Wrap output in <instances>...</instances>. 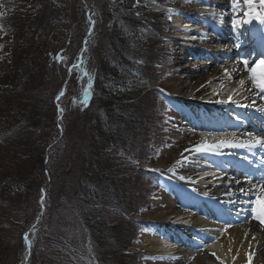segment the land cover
I'll list each match as a JSON object with an SVG mask.
<instances>
[{"label":"rangeland","instance_id":"rangeland-1","mask_svg":"<svg viewBox=\"0 0 264 264\" xmlns=\"http://www.w3.org/2000/svg\"><path fill=\"white\" fill-rule=\"evenodd\" d=\"M46 1V7H35L32 21L29 19L32 14L27 11L35 6L36 0H0V90L7 89L23 69L30 68L32 76L40 75L42 90L35 96L40 136L24 163L26 171L29 174L33 171L38 161L37 152L44 151L46 161L43 172L32 173L27 185L7 189L4 209L8 214L0 218V264H194L201 254L210 252L212 257H219L216 240L206 242V248L199 249L195 256L174 240L181 239L183 232L188 233L194 214L190 209L193 203L189 189L193 185L188 192L181 191L174 181L188 175L199 182L196 186L199 188L203 183L197 174H207L204 168L194 166L192 155L183 164L177 162L183 159L180 153L192 138L200 136L202 142L207 136L197 129L205 124L196 104L201 105L197 100H209L217 95V87L209 84L213 78L208 73L216 69L224 72L228 64L241 63V55L228 48L236 33L231 19L214 18L225 23L223 33L228 41L211 46L200 42L195 31L182 30L193 28V24L197 28L199 22L203 23L197 16L201 10L190 9L193 5L204 8L199 0H188V3L187 0H135L128 11H123L122 3L129 5L132 0L127 3L126 0ZM149 1L157 4L158 9L150 8ZM258 6L264 12V4L260 2ZM211 7L206 6V9ZM143 11L156 18L155 26L149 24ZM132 12L144 25L145 41L150 43L151 50L155 48L151 56L146 52L141 59L147 75L142 83H148L151 88L145 92L146 110L141 125H137L132 134L128 133L127 143L122 146L126 150L116 155L117 159L121 158L120 163L112 164V169L96 184L92 168L97 166L94 156L98 148L93 142V127L102 110L97 97L94 100L92 97L99 92L94 82L102 81L100 70L104 68L103 59L111 47V39L129 30L123 19ZM45 15L50 18L48 37L37 41L41 42L39 52L30 50V39L35 40L30 29L39 26ZM238 19L237 29H241L242 18ZM180 37H191L195 42ZM210 55L215 56V60L208 59ZM53 57L55 62H52ZM71 61L72 71L67 68ZM210 64L213 66L207 69L206 65ZM240 68L248 74L252 71L247 65ZM261 69L263 72L264 66ZM203 75L208 84L202 85L200 98L185 97L184 94L192 90L191 76ZM30 80L36 86L35 80ZM239 82L240 77H234L231 82L222 79L218 83L222 94L214 100L224 103L229 96L240 99L243 94ZM181 85H189L190 89L182 90ZM1 110L6 112V106ZM197 131H200L198 135L192 134ZM221 136L226 137V134ZM43 139L50 143L43 145ZM112 150L119 151L116 147ZM103 158L105 162L109 156ZM16 162L21 163L19 159ZM105 183L111 187L98 186V189L96 186ZM96 189H105V192L99 193ZM206 190L203 187L200 196L208 199L212 192L203 194ZM42 206L44 211L38 218ZM93 209L101 214L97 224L94 215L90 222L86 216L87 211L90 213ZM175 221L184 226L173 229L169 223ZM229 222L236 227L241 225L233 220ZM229 224L220 231L230 230L232 225ZM32 226L38 228V232L35 257L29 259L23 236ZM202 228L207 234L211 233V225L204 223ZM175 230L181 231V235H176ZM29 233L31 239L32 230ZM154 240H165L171 246L176 244L182 253L171 250L166 253L173 257H164L160 248L150 246ZM80 241L84 245L80 246ZM121 243H126L131 253L129 257L124 256L127 252L121 249Z\"/></svg>","mask_w":264,"mask_h":264},{"label":"trees","instance_id":"trees-1","mask_svg":"<svg viewBox=\"0 0 264 264\" xmlns=\"http://www.w3.org/2000/svg\"><path fill=\"white\" fill-rule=\"evenodd\" d=\"M129 1L130 0H126L125 2L127 3ZM134 2L135 0H132V3H130L131 5H127L123 1V11L131 9ZM46 4V0H36L35 6L31 8L33 11H27L32 14L29 19L31 18L32 21L35 19V7L43 8L46 7ZM133 13L134 12L124 15L123 22L128 25L129 30L112 37L111 47L108 49L106 57L103 59V61H105L104 63L100 61V63H103L104 67L100 70L102 81L97 80V82H94V86L96 85V87L99 88V92L97 91L98 94L92 97L93 100L95 96L97 97L98 105L102 110L100 119L96 123L93 122L95 124L93 127V142H95V147L98 148V152L95 154L97 156H94V162L97 166L92 168V178L96 184L100 183L103 175L112 169V164L120 161L121 158L118 156L117 159L116 155L120 152L124 153L126 150V148L122 146L127 143L126 139H128V133L132 134L134 128L137 125H141V119H143L146 110L144 103L145 92H148L151 88L148 86V83L145 82L147 85L142 83L143 78H146L147 75H145L146 72L144 71L146 67H143L144 61L141 59L142 56L146 55V52H150L151 56L155 48L151 50L149 46L150 43L145 41L144 25L140 17L135 15L136 13ZM144 14L147 16V20L150 22L149 24L155 26L154 20H156V18L150 17L151 14H146L143 11L142 15ZM49 22L50 18L48 15H45V17L40 20L39 26L37 25V27H32L30 29L31 37L35 38V40L31 38L30 40L32 41L30 43L27 42V44L29 43L30 45V50L40 51L41 42L38 43L37 41H41L48 37L50 31ZM34 32L37 33L36 36ZM28 34L30 35V33ZM53 61L55 62L54 57L52 62ZM72 64L71 61L70 64L67 65V68H70ZM31 78L35 80L36 86L35 83L30 80ZM39 78L40 75L32 76V74H30V68L27 70L23 69L7 89L0 90V99H4V102H0V121H3L2 124L0 123V135H2L0 138V218H4L8 214L4 209V204L9 194L7 189L11 190L17 186L27 185L26 182L30 180L32 173H37L40 170L42 173L44 170L43 168L46 162L44 151L40 152L41 154L37 152L38 161L34 164V172L32 171L29 174V171H26L27 164H24L30 156L31 148H34L40 136L38 135V130L41 124L40 120L37 119L38 113L36 110L38 100L35 98V96L38 95V90H42ZM30 81L33 83V86ZM4 106H6V112L1 110ZM49 143L50 142L43 139V145ZM113 147H116L119 151L112 150ZM110 151H112L113 156H111ZM105 156H109V158L104 162L105 158L103 157ZM16 159H19L21 163H17ZM96 186L97 188L98 186L111 187V185L107 183ZM112 186L116 187L114 183ZM98 189L96 190L99 193L105 192V189ZM88 211L86 213L88 222L91 221L94 215L95 224H97L101 219L99 211H94V209L90 213H88ZM94 212L95 214H92ZM37 232L38 228L32 230L29 259H34L35 257L34 250L37 242ZM78 244H80V246L84 245L81 241ZM125 244L126 243H121L120 247L123 249L124 253L125 251L127 252V255L124 254V256L129 257L131 253L127 247H125Z\"/></svg>","mask_w":264,"mask_h":264},{"label":"bare ground","instance_id":"bare-ground-1","mask_svg":"<svg viewBox=\"0 0 264 264\" xmlns=\"http://www.w3.org/2000/svg\"><path fill=\"white\" fill-rule=\"evenodd\" d=\"M199 1L204 5V8L194 5L190 6L191 10H201L200 14H197L199 18L202 19L205 16H208L209 18L223 17L225 19H231L236 30L238 16L242 11L243 15L245 16L244 19L250 21L249 23L243 22V31L246 33H251L247 42L254 43L256 38L260 36L264 37V24L261 23V20L264 19V15L261 14L258 6L259 3H257L256 0H253L251 4L245 3V0H239L235 6L233 5V0H210L209 2H207L208 0ZM188 2L189 1L187 0L186 3ZM147 5H149L152 9H158L159 7L157 4L152 3L151 1L147 2ZM210 5L212 7L210 9H206V6ZM229 11H231V14H229ZM245 12H249L251 14L246 16ZM174 13L176 12H172L171 14ZM252 18H257L258 21L253 24V21L251 20ZM208 36L209 35H207L206 39L207 43L205 44L214 46V44H216V40H214L212 36ZM236 37L237 35L234 36V44H230L228 47H233L235 50L240 48L245 49L244 46L238 42V37L236 40ZM218 38H220V35H218ZM221 38L222 44H226V38L224 36H221ZM249 47L252 50L254 49L251 46ZM247 48L244 52L249 51ZM208 59L215 60V56L210 55V58ZM228 65L227 71L222 72L221 70L217 71V69L210 71L208 74L212 76L213 80L209 84L217 87L215 89L217 95H221L222 91L220 90L218 83H220L222 79L226 78L228 82H231L234 77H240V81L243 80L244 84L240 85L243 96L240 97L238 108L253 114L255 118L259 120L260 118H264V104L260 98L262 91L260 89V82L264 84V73L253 76L251 73L248 74L245 69L240 68L241 66L237 63H231ZM212 66L213 64H210L209 66L206 65L207 69L211 68ZM208 74H206V76ZM204 75L200 78L191 76L189 85L192 87V90H190L189 93L184 94L185 97L191 96L193 98H200L202 85L204 86L208 84L206 81V76ZM253 78H255V80H253ZM213 82L217 83L214 84ZM254 82H256L257 88L253 85ZM181 86L182 90H186L188 88L187 85ZM217 89L220 91L218 92ZM262 92L264 93V91ZM214 103H216V101L212 102L211 107L212 105L214 106ZM208 113L210 116L204 115L202 121L208 128L213 130V132H216L220 128V125H223V114L216 111H208ZM216 122H220L221 124ZM248 129L251 130L252 127H249ZM257 137H264V133L253 132L251 135L243 133L240 136L229 140V143L218 144L214 147L215 151L218 153L217 155H220L221 160L228 164L227 167L229 169L227 170V179L222 180L218 186H216L211 191L212 193L210 194V198L208 197L207 199L208 205H210L215 212L213 210L210 211L209 209H202L200 206H198L199 211H201L202 214L211 215L212 219L208 217L192 218V226L195 229H201L204 226V223L205 225H211V228L213 229L211 230V234L219 244V248L217 250L219 252V257H212L210 252L209 254H201L195 259L194 264H264V223H261V221L264 220V174H254L257 171L262 169L264 170V162L257 161L256 159H245L243 161V159L238 157L236 154L238 152L248 154L249 152L259 150H263L264 152V147L256 144L255 142V138ZM190 142L191 143L186 146L185 149L192 148L193 145L199 144L198 137L192 138ZM240 145L244 146L241 147ZM185 149L181 153H184V157L186 158H188V156H190L192 153L196 152H185ZM181 158L183 157L181 156ZM231 166H236L239 168V170H242V173L241 171L239 172V170L234 171ZM216 168L218 167L214 166V169ZM204 171L207 173L212 172V170L207 169ZM201 176L203 177L204 173H202ZM208 180L209 179H204L206 183ZM260 180H262L261 183L259 182ZM208 185V187H210V184ZM241 189H243V191H241ZM195 197L196 199H200L198 196ZM204 199L205 198L201 200V203L205 202ZM241 206H243V209H239ZM219 211H229L231 214H235L234 211H241L242 213H245V221L241 219L243 222H241L242 224L240 226L236 227L232 225L230 230L225 229V232L222 233L220 229L222 227L224 229L225 225L215 219L218 217L217 213ZM239 217L242 218V216ZM174 223H176V227L181 226L178 221H175ZM176 227L173 226V229ZM217 227L220 228L218 229ZM154 241V244H150L152 248H160V250L167 252L171 251L170 248L172 246L170 242L165 240L162 242H157L156 240ZM216 247L218 246L216 245L215 248ZM178 252L182 253V250L179 249Z\"/></svg>","mask_w":264,"mask_h":264},{"label":"snow or ice","instance_id":"snow-or-ice-1","mask_svg":"<svg viewBox=\"0 0 264 264\" xmlns=\"http://www.w3.org/2000/svg\"><path fill=\"white\" fill-rule=\"evenodd\" d=\"M239 2V0H233V5L235 6L237 3ZM253 2V0H245V3L247 4H251ZM260 2L262 4H264V0H260ZM250 13L249 12H245V15H249ZM250 21L246 20L244 21V23H249ZM261 23L264 24V19L261 20ZM243 63L245 65H247L248 61L245 60L243 61ZM252 71H255V69H252ZM253 80H255V78H253ZM241 85L244 84V81L241 80L239 82ZM261 90L264 91V84H262L261 86ZM60 95H63V92H61ZM88 96V92L85 91V97ZM57 99H59V96L57 97ZM229 101L231 102L232 101V97L229 96ZM217 102H220V101H217ZM251 135V134H249ZM255 142L256 144H259L261 145L262 147H264V137H257L255 138ZM227 142H220V144H226ZM241 147H243L244 145H240ZM214 146L213 145H200V144H196V145H193L192 148H188V149H185V152H192V151H196V152H204V151H207L211 148H213ZM181 156L183 157V159L181 161H178L177 163H180V164H183L185 162V160L187 159L186 157H184V153H181ZM181 179H186L185 177H181ZM241 191H243V189H241ZM261 223H264V220L261 221Z\"/></svg>","mask_w":264,"mask_h":264},{"label":"water","instance_id":"water-1","mask_svg":"<svg viewBox=\"0 0 264 264\" xmlns=\"http://www.w3.org/2000/svg\"><path fill=\"white\" fill-rule=\"evenodd\" d=\"M64 93V92H63ZM45 195V193H44V191L42 192V197ZM43 211H44V206H42V210H41V213L40 214H38V218L40 217V215L43 213ZM30 229V228H29ZM28 229V230H29ZM28 249H29V245H28V248H27V250H26V252H28Z\"/></svg>","mask_w":264,"mask_h":264}]
</instances>
